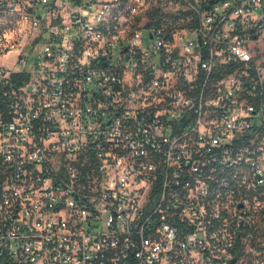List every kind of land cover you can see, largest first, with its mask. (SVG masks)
<instances>
[{"label": "built area", "instance_id": "2783aa9c", "mask_svg": "<svg viewBox=\"0 0 264 264\" xmlns=\"http://www.w3.org/2000/svg\"><path fill=\"white\" fill-rule=\"evenodd\" d=\"M0 264H264V0H0Z\"/></svg>", "mask_w": 264, "mask_h": 264}]
</instances>
